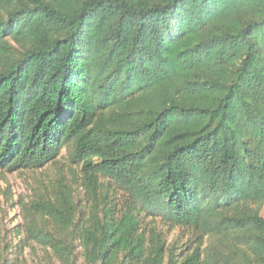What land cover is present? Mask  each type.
<instances>
[{"label": "trees", "instance_id": "16d2710c", "mask_svg": "<svg viewBox=\"0 0 264 264\" xmlns=\"http://www.w3.org/2000/svg\"><path fill=\"white\" fill-rule=\"evenodd\" d=\"M64 150L88 211L58 173L27 228L62 264H264V0H0V170Z\"/></svg>", "mask_w": 264, "mask_h": 264}, {"label": "rangeland", "instance_id": "374dc122", "mask_svg": "<svg viewBox=\"0 0 264 264\" xmlns=\"http://www.w3.org/2000/svg\"><path fill=\"white\" fill-rule=\"evenodd\" d=\"M11 45L15 50L18 49L14 43L11 42ZM58 173L62 174L65 184L73 192L75 203L80 205L79 209L82 208L87 213L88 206L81 187L79 168L70 163L65 150L56 165L40 170L16 173L0 170V264H62L53 253L33 242L27 231L30 222L43 231L54 228L48 219L33 217L29 212V204L39 190L45 193L52 191ZM102 182L106 183L104 180ZM110 187L111 190H117L114 186ZM261 216L264 218V206ZM143 227L155 228L161 233L167 246L174 245L177 248L176 254L184 251L196 239L191 230L167 225L160 219L151 221L145 218ZM18 231L21 233L20 237H17ZM24 238L28 245L25 243L22 249ZM75 246L77 264H84L79 243Z\"/></svg>", "mask_w": 264, "mask_h": 264}]
</instances>
